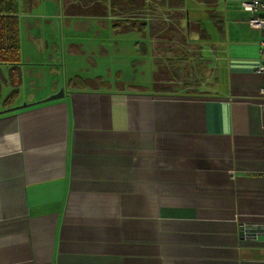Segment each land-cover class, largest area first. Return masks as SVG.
Returning <instances> with one entry per match:
<instances>
[{"label": "crops", "instance_id": "1", "mask_svg": "<svg viewBox=\"0 0 264 264\" xmlns=\"http://www.w3.org/2000/svg\"><path fill=\"white\" fill-rule=\"evenodd\" d=\"M184 1L19 0L0 264H264L240 229L264 224L262 34L239 0L192 27Z\"/></svg>", "mask_w": 264, "mask_h": 264}, {"label": "trees", "instance_id": "2", "mask_svg": "<svg viewBox=\"0 0 264 264\" xmlns=\"http://www.w3.org/2000/svg\"><path fill=\"white\" fill-rule=\"evenodd\" d=\"M20 64L19 0H0V65L12 66V77L15 78Z\"/></svg>", "mask_w": 264, "mask_h": 264}, {"label": "built area", "instance_id": "3", "mask_svg": "<svg viewBox=\"0 0 264 264\" xmlns=\"http://www.w3.org/2000/svg\"><path fill=\"white\" fill-rule=\"evenodd\" d=\"M241 10L251 14L248 20L249 27L262 34L259 54L264 57V0H239ZM257 73L264 75V62L257 68ZM260 108L264 111V84L260 89ZM264 234V224H253L245 239L257 241Z\"/></svg>", "mask_w": 264, "mask_h": 264}, {"label": "rangeland", "instance_id": "4", "mask_svg": "<svg viewBox=\"0 0 264 264\" xmlns=\"http://www.w3.org/2000/svg\"><path fill=\"white\" fill-rule=\"evenodd\" d=\"M184 3H185L184 9L186 10V14H188V17L190 18V27L194 25L195 19H202V21L204 22V17H206L205 14L206 13L209 14V10H211V8H208L207 6H205L206 5L205 0H185ZM186 26L189 27V23H187ZM71 73H75V72L69 70V73H68L69 79L71 77L70 76Z\"/></svg>", "mask_w": 264, "mask_h": 264}, {"label": "water", "instance_id": "5", "mask_svg": "<svg viewBox=\"0 0 264 264\" xmlns=\"http://www.w3.org/2000/svg\"><path fill=\"white\" fill-rule=\"evenodd\" d=\"M63 93H64V89L61 88V89H60V92H59L58 94H55V95L51 96V97H50L48 100H46V101H51V100L58 99V98H60V97L63 96ZM25 105H26V104H25ZM240 229H241V232H242V238H244L245 230H244L243 226H241Z\"/></svg>", "mask_w": 264, "mask_h": 264}]
</instances>
